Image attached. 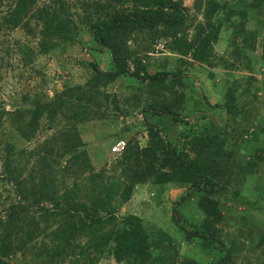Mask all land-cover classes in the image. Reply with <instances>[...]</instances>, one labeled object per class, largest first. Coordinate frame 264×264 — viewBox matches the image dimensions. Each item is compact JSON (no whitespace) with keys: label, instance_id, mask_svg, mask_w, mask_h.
<instances>
[{"label":"trees","instance_id":"1","mask_svg":"<svg viewBox=\"0 0 264 264\" xmlns=\"http://www.w3.org/2000/svg\"><path fill=\"white\" fill-rule=\"evenodd\" d=\"M35 1L14 0L12 7H9L4 15H0V31L19 25L30 30L29 23L35 21L33 28L37 30L40 39L38 44L40 54L49 53L56 48L57 40L67 45L80 40L73 35L76 27L71 20V14L69 16L66 11L65 0H49L48 4L36 8ZM103 1L107 6L129 4L131 9L114 11L112 15H106L105 19H101L98 14L102 10L105 12L108 7L105 8L104 5L96 3L95 11L91 16H82L78 19L80 24L88 26V33L97 45L98 51L108 52L111 62L110 71H101L93 59L94 52L97 50H89V66L94 72L89 86L91 88L106 86L118 78H129L140 85H146L148 95H144L141 100L146 102L141 107L144 119L139 126L147 133L146 144L140 147L134 141L127 142L123 153L118 156V161L111 166V176L106 175L105 168L99 170L97 174H90L89 185L84 188V192L89 194L87 204L79 201L81 190L76 184L70 185L68 190L59 195L57 179L53 176V172L56 171L53 155L62 158L63 154H71L68 167L63 169L64 172L71 171L73 169L70 168L76 166L81 171L90 167V164H86L83 160L86 159L85 151L78 154L75 152L79 147H83L82 142L75 135H73L74 141L68 136L62 139L65 149L63 147L60 153L55 154L50 145L49 149L44 148V154L38 161L39 165L35 164L31 168L33 171L28 174L30 179L26 177L19 179L23 170L14 166L12 161L13 156H23L24 151L20 150L15 154V147L6 146V156L2 162L0 177L2 175L3 181L13 185L12 188L19 202L8 207L5 221L0 219V264H9L4 261V258L18 250L13 246L19 222L24 221L23 225L29 228L27 234L25 233L28 237L26 241H28L33 233H40L41 221L46 223L48 229L49 222L52 220L56 222V219L58 226L52 232V241L55 245L40 250L37 254V257L45 256L46 261L43 260L42 263L48 264L59 259L61 262L68 260V264H93L99 256L103 255L111 256L117 263L123 261H130L131 264H148L150 261L155 263L156 257L163 252L161 246L157 245L158 238L153 233L147 232L142 219L134 214L121 215L118 211L129 201L134 188L145 184H181L188 186L186 191L188 196L192 193L197 194L198 207L203 219L197 224L187 222V227L180 225V220L176 216L173 220L175 219L179 230L184 233L182 238L187 243L195 240L206 253L210 254L211 250V253L216 255L215 261L209 264H231L234 251L235 254L237 252L236 246L233 240H229V247H226L219 239L218 225L228 215L222 213L221 206L214 197L220 193H228L229 188L234 187L233 184L245 186L244 190H251L252 185L256 184L259 161L264 163L263 149L251 148L250 156L241 152L244 146L249 149L252 147L249 140H242L243 134L247 133V128L252 124L247 117L243 124L248 126L240 127L238 119L245 117L243 115L245 112H250L247 103L242 101L243 96L251 90L256 94V91L260 89L254 87L255 79L249 76L247 82L253 88L251 90L245 88L244 92L247 94L238 93L236 86L230 87L225 91L222 101L219 100L220 102L212 105L199 87V92L191 91V96L195 97L196 102H191L190 107L187 106L189 113L183 116L179 112L180 109L185 110L184 105L187 99L183 85L187 79L183 71L168 66L167 63H161L150 74L148 71L150 65L145 64V60L153 50V43L143 45L141 57H138V52L129 48L127 43L132 39L134 32H147L152 42L172 39L173 45L170 51L183 56L190 54L200 66H207L209 69L231 67L233 65H229L225 59L212 56V46L218 42L224 22L229 23L228 21L237 15L241 20L239 25L235 26V37H241L242 40L240 43L232 40L231 46L237 50L236 58L241 61L242 69L256 72L248 63L255 50L257 38L255 32L245 31L244 28V21L249 18V13L227 10L228 1L220 3L216 0H208L203 10L207 23L205 27L199 24L196 38L187 42L184 37L178 38L187 30L189 22V10L183 7L180 0ZM247 7L251 12L259 8L263 10L264 0H251ZM201 8V1L197 0L194 9L200 12ZM218 13L224 15L217 17ZM30 50L26 52H31ZM26 60L28 59L24 62ZM260 62L261 66H264V59ZM77 90H79L78 87L67 88L63 94L56 95L52 100H45V98L41 100L38 97L29 99L23 96L22 104L12 113L14 114L13 127L20 137L28 142L34 136L42 119L45 118L51 122L53 120L56 123L64 116V109L69 102L65 95L76 93ZM90 92L91 90H87L82 94L92 98L93 95L89 94ZM75 96L78 101L79 96L76 94ZM141 101L136 105H140ZM88 103L92 104L93 101L89 100ZM205 107L219 110L217 115L223 112L227 119L225 127H219L213 120L214 116L210 117L203 113ZM147 116L150 119L154 116H163L169 120L168 123L181 126V130L176 131L174 139H170L168 134L170 127L165 126L166 122H160V118L149 121ZM236 148L243 155L242 157L247 159H242L240 162L235 156ZM47 153L49 155L45 156ZM24 161L26 167L29 157ZM35 179H37L36 183ZM27 184L31 186V189L27 188ZM29 192L34 196L33 202ZM233 197L236 200L231 201H240V195L237 192ZM263 197L261 193L259 200ZM116 198L119 199L117 204L114 203ZM41 202L47 203L50 207L37 208L36 204ZM175 205L178 204L174 203ZM230 211L237 214L234 207ZM238 219L245 226L247 225L242 215ZM77 237L86 238V246L79 247L78 250L77 247H72L73 240ZM263 240L264 238H261V242ZM26 244L27 242L23 243L25 246ZM164 246L167 247L166 249L169 248L168 245L164 244ZM179 264L199 263L186 259Z\"/></svg>","mask_w":264,"mask_h":264},{"label":"rangeland","instance_id":"2","mask_svg":"<svg viewBox=\"0 0 264 264\" xmlns=\"http://www.w3.org/2000/svg\"><path fill=\"white\" fill-rule=\"evenodd\" d=\"M48 1L36 0L35 8L48 4ZM65 1L66 11L69 16L71 14V20L74 21L76 27L73 35L80 39L74 44L69 43L67 45L64 44L65 42L57 40L56 48L49 53L40 54L38 50L40 39L37 30L33 28L35 21L29 23L30 30L19 25L9 30L0 31V173L2 162L6 156V146L15 147V154L17 151H24L23 156H13L12 161L14 166L23 170L19 179L25 177L30 179L28 174L33 171L31 168L35 164L39 165L38 161L44 154V148L49 149L48 146L50 145L55 154L60 153L65 145L62 139L68 136L74 141L73 135H75L83 144V147H79L75 152L78 154L85 151L86 159L83 160L86 164H90V167L81 171L76 166L70 168L73 170L64 172L63 169L68 167L71 154H63L62 158L53 155L56 161L54 163L56 171L53 172V176L57 179L59 195L68 190L70 185L76 184L81 190L80 194L78 193L79 201L87 204L89 194L84 192V188L89 185L90 174H97L99 170L105 168L106 175L111 176V166L118 161V156L110 154L111 145L119 139H126L127 142L134 141L140 147L145 146L147 133L144 128H139V126L144 119L141 107L146 104L141 100L144 95H148V88L145 84L140 85L137 81L129 78H118L113 83L98 88L89 86V81H92L94 76V72L89 66V50H97L94 52L93 59L101 71H110L111 62L108 52L105 50L98 51L97 45L88 33V26L80 24L78 19L82 16H91L95 11L94 4L96 3L104 5L105 8L108 7L105 12L102 10L98 14L101 19H105L106 15H112L114 11L129 10L131 9L130 5L113 4L107 6L103 0ZM180 1L183 7L189 10V22L187 30L178 38L184 37L189 42L196 38L199 32V24L205 27L207 23L203 16V10L208 0H200L202 4L200 12H196L194 9L197 0ZM216 1L220 3H227L228 1L227 10H233L236 13H249V18L244 21V28L245 31L255 32L257 38L255 50L250 57L251 61L248 63L253 66L256 72L242 69L241 61L236 58L237 50L231 46L232 40L237 43L242 40L241 37H235V26L239 25L241 20L237 15H234L228 21L229 23L224 22L220 38L212 46L214 58L221 57L220 59H225L229 65L234 67L223 66L209 69L207 66H200L191 58L190 54L183 56L170 51V47L173 45L172 39L167 38L152 42L150 34L147 32H134L127 45L133 51H137L138 57H141L143 45L153 43V50L147 55L148 59L145 60V64L150 65L148 68L150 74L161 63H167L168 66L183 71L187 79L183 82L184 91L187 94L185 110H179L183 116L189 113L187 106L190 107L191 102H196L195 97L191 96L192 90L197 93L200 87V91L208 97L209 102L215 105L219 100L222 101L225 91L230 87L236 86L238 93L244 92L245 88L251 90L253 87L248 84L247 77L253 76L255 79L253 85L260 91H256V94L252 90L248 94L244 92L247 95L243 96L242 101L247 103L250 112H245L243 114L245 117L238 119L240 127H247L248 124H243V121H246L247 117L250 118L249 122L252 126L247 128V133L243 134L242 140H249L252 147L249 149V147L244 146L241 152L250 156L251 148H261L263 149L262 157H264V66H261L260 62L264 59V24H261L264 22V9L259 8L255 12H251L247 7L251 0ZM242 1L247 2L243 3ZM13 3L14 0H0V15H4ZM219 15L223 16L224 14L218 13L216 16L219 17ZM18 45L23 48H19ZM64 46L66 47L63 48ZM25 48L31 49V52H26ZM25 59L28 60L24 62ZM75 87L79 89L76 93L65 95L69 102L64 109V116L59 118L56 123L53 120L51 122L45 118L42 119L34 136L28 142L20 137L12 125L14 117L12 113L22 104L23 96H27L29 99L38 97L41 100L44 98L45 100H52L56 95L63 94L65 89ZM87 90H91L89 94L93 95L92 98L82 94L83 92L86 93ZM75 94L79 96L78 101ZM87 99L93 103H88ZM139 101L141 104L137 106L136 103ZM203 111L210 117L214 116L213 120L219 127L223 128L227 124L226 115L223 112H219L220 115H217L219 110L206 107L203 108ZM147 118L149 121L160 118V122H166L165 126L170 127L168 132L170 139H174L176 131L181 130V126L168 123L169 120L163 116H154L151 119L147 116ZM234 151H236L235 156L240 162L242 159H247L242 157L243 155L239 153L237 148ZM48 155L47 153L45 156ZM27 157H29V162L25 167L24 159ZM8 159L11 160L9 157ZM259 163L256 184L252 185L251 190H244L246 187L241 186V184H233L234 187L231 186L228 193H220L214 197L219 202L222 213L228 215L218 225L220 229L219 239L224 242L226 247H229V240H233L236 246L237 252L235 254L234 251L231 264H264V240L261 242V238H264V197L259 200L261 193L264 196V163L261 161ZM118 173L117 171V176H119ZM3 179L1 175L0 219L5 221L8 207L19 201L12 188L13 185L8 181H3ZM36 182L37 179H35ZM27 186L28 189H31L30 185L27 184ZM182 186L187 191L188 186ZM169 189V185L145 184L136 186L129 201L118 209L121 215L134 214L142 219L147 232L153 233L158 238L159 243L157 245L161 246L163 252L156 257L155 263L150 261L148 264H179L186 259L194 260L199 264H209L211 261H215L216 255L212 254L211 250L209 251L210 254L206 253L195 240L187 243L182 238L184 233L179 230L175 219L173 220L176 216L180 220V225L185 227H187V222L194 224L200 222L203 215L198 207V195L192 193L188 196L184 192L182 196H179V193L170 194ZM235 192L240 195V201H231L236 200L233 197ZM28 194L31 195L30 192ZM30 197H33L31 198L33 202L34 196L31 195ZM118 201L119 199H114V203L117 204ZM174 203L178 205L174 206ZM36 206L37 208L40 206L50 207L43 202L36 204ZM233 207L237 210V214L230 211ZM241 215L247 222H245L246 226L238 219ZM52 221L49 222L48 229L46 223L41 221L40 233H33L28 241H26L28 237L25 233L27 234L29 228L23 225L24 221L19 222L16 241L14 240L13 246L14 249L18 250L11 252L8 257L4 258V261L9 264H46V262L42 263L45 256L37 257V254L40 250L55 245V242L52 241V232L58 226V220ZM25 242H27L26 246L23 245ZM164 244L168 245L169 248L166 249ZM84 246H86V238L77 237L73 240L72 247H77V250ZM154 247L156 248V245ZM47 262L49 261L47 260ZM51 262L49 263L68 264V260L61 262L57 259L55 262ZM93 264H131V262L117 263L111 256L103 255L99 256Z\"/></svg>","mask_w":264,"mask_h":264},{"label":"built area","instance_id":"3","mask_svg":"<svg viewBox=\"0 0 264 264\" xmlns=\"http://www.w3.org/2000/svg\"><path fill=\"white\" fill-rule=\"evenodd\" d=\"M126 147V141L121 139L111 145L109 151L111 155L119 156L123 153L124 149Z\"/></svg>","mask_w":264,"mask_h":264},{"label":"crops","instance_id":"4","mask_svg":"<svg viewBox=\"0 0 264 264\" xmlns=\"http://www.w3.org/2000/svg\"><path fill=\"white\" fill-rule=\"evenodd\" d=\"M169 186H170V189H169L170 194H178L179 193V196H182L184 194V192H186V188L180 184H169Z\"/></svg>","mask_w":264,"mask_h":264},{"label":"clouds","instance_id":"5","mask_svg":"<svg viewBox=\"0 0 264 264\" xmlns=\"http://www.w3.org/2000/svg\"><path fill=\"white\" fill-rule=\"evenodd\" d=\"M119 140H121V139H119ZM119 140H118V141H119ZM123 140H125V141H126V143H127V140H126V139H123ZM116 142H117V141H116ZM116 142H115V143H116ZM112 145H113V144H112Z\"/></svg>","mask_w":264,"mask_h":264},{"label":"water","instance_id":"6","mask_svg":"<svg viewBox=\"0 0 264 264\" xmlns=\"http://www.w3.org/2000/svg\"><path fill=\"white\" fill-rule=\"evenodd\" d=\"M51 87H52V85H51Z\"/></svg>","mask_w":264,"mask_h":264}]
</instances>
